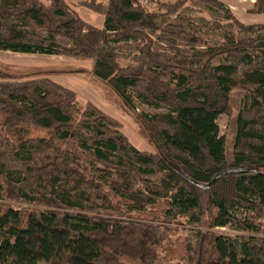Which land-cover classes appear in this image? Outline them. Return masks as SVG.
<instances>
[{
    "label": "trees",
    "instance_id": "1",
    "mask_svg": "<svg viewBox=\"0 0 264 264\" xmlns=\"http://www.w3.org/2000/svg\"><path fill=\"white\" fill-rule=\"evenodd\" d=\"M190 1L153 10L140 0H81L104 17L98 26L68 0H0V50L92 60L93 78L138 112L157 147L139 149L116 118L80 105L52 73L0 67V264H157L180 220L184 264H264V22H242L223 0L196 1L247 36L220 21L162 22ZM249 13L264 14V0ZM153 33L168 54L155 50ZM235 89L248 103L228 162L217 120L231 113ZM226 226L238 234L214 231Z\"/></svg>",
    "mask_w": 264,
    "mask_h": 264
},
{
    "label": "rangeland",
    "instance_id": "2",
    "mask_svg": "<svg viewBox=\"0 0 264 264\" xmlns=\"http://www.w3.org/2000/svg\"><path fill=\"white\" fill-rule=\"evenodd\" d=\"M78 12L87 20L95 25H101L103 18L100 14L91 11L89 8L80 5L81 0H68ZM142 3L147 4L153 10L159 9L156 5L157 1L161 2H176V0H140ZM238 18L243 17L245 13L243 10H236ZM181 16L171 15L162 20L163 23H177L187 25L188 20H192L200 24H209L214 21H220L224 29L228 31H234L238 37H245L246 34L238 33L237 27L226 19L221 11L211 9L204 3L198 1H190L183 8L179 10ZM259 22H264V15ZM104 23V22H103ZM103 26V25H102ZM160 33H153L152 36L156 39L154 48L156 51L168 54V50L164 43L157 40ZM202 35L212 41H221L222 35L216 31L203 30ZM63 43H67V40L61 39ZM180 49L185 54H191V49L183 44L179 43ZM125 53V52H122ZM122 66L132 65L127 59H121L119 61ZM93 61L76 59L67 56L56 55H43L34 53H20L14 51L0 50V67L12 72L14 75L20 77V75L27 73H34L47 71L52 73L51 78L56 81L73 86L78 94V102L80 105L86 104L87 101H91L96 105H99L106 113L116 118L122 125V131L128 137V139L142 151H149L152 153L157 152L153 136L143 121L137 116V113L127 110L120 100L113 94V92L106 87V85L100 83L94 79L90 70L92 69ZM248 103V96L244 90L235 89L230 94L231 113L222 114L217 123L220 127V135L226 139V158L228 162L233 161L234 158V142L237 133V116L242 110L243 106ZM138 111H149L154 113L166 112V109L155 108L149 106H140ZM160 206L152 208L150 212L141 214V220H150L156 217L159 212ZM237 216L244 217L242 209H236L234 212ZM154 219V218H153ZM159 223L157 221H153ZM171 226V234L169 239L163 245L162 259L157 264H184L183 256L185 255V238L188 232V227L184 224L183 220L179 222H173L169 224ZM217 233L226 235L238 234V231L232 229L229 226L217 227L214 229ZM37 264H50L49 262L40 260Z\"/></svg>",
    "mask_w": 264,
    "mask_h": 264
},
{
    "label": "crops",
    "instance_id": "3",
    "mask_svg": "<svg viewBox=\"0 0 264 264\" xmlns=\"http://www.w3.org/2000/svg\"><path fill=\"white\" fill-rule=\"evenodd\" d=\"M223 1L234 12V14L238 15V12L236 11L238 9L243 10L242 12L245 13V15H243V17L242 16L239 17V19L246 24L257 23L259 22L260 19H262V16L264 15V14L249 13V9L253 7L255 0H223ZM101 17L103 18V21H102V24L99 26L104 25L103 23L104 17L103 16ZM65 86L74 89L73 86H68V85H65Z\"/></svg>",
    "mask_w": 264,
    "mask_h": 264
}]
</instances>
